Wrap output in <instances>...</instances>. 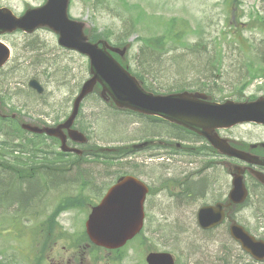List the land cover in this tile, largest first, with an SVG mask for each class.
<instances>
[{"label": "rangeland", "instance_id": "obj_1", "mask_svg": "<svg viewBox=\"0 0 264 264\" xmlns=\"http://www.w3.org/2000/svg\"><path fill=\"white\" fill-rule=\"evenodd\" d=\"M43 2L0 0V6L20 15L26 7ZM69 14L84 20L91 34L96 29L113 44L130 41V69L154 91L200 89L218 99L264 94L262 75L255 76L248 87L243 85L249 77L245 63L264 64V30L248 28L245 23L249 18H264V0H71ZM171 18L187 23L184 37L175 43L165 36L162 50L146 47L142 38L164 34V22ZM0 40L11 49L8 62L0 68L3 106L23 115L25 121L56 124L66 118L89 76L87 56L60 45L56 33L45 27L32 33L18 29L0 35ZM31 78L42 86L41 92L28 84ZM75 126L88 136L86 148L122 147L148 137L188 141L161 121L117 111L97 93L82 101ZM237 131L256 137L264 134L261 126H242ZM11 138L0 133V142ZM32 139L34 144L24 140L23 153H6L3 157L9 162L0 156V264H57L60 256H73L77 247L72 240L84 230L90 210L86 203L98 201L123 173L138 176L150 187L143 230L119 252L83 247V264H146V247L169 251L177 264H264L240 248L225 223L207 230L198 226L192 206L200 201L190 200V175H195L192 181L196 184L209 186L205 197L202 193L206 201L219 195L220 186L230 187L229 174L219 165L205 168L203 156L155 145L123 155H115L124 151L116 147L114 153L86 154L78 159L64 154L59 141ZM18 156L23 163L12 161ZM9 163L16 170L20 166L24 174L28 173L26 166H35V172L19 183L24 191L12 190L5 198L2 192L12 178L10 168L5 167ZM69 197L87 200L78 205L72 201L62 209L63 202L70 203ZM261 199L258 216L264 223ZM255 202L253 190L245 207ZM244 211L249 216L250 211ZM255 233L264 238V224ZM44 241L47 247L43 248Z\"/></svg>", "mask_w": 264, "mask_h": 264}, {"label": "water", "instance_id": "obj_2", "mask_svg": "<svg viewBox=\"0 0 264 264\" xmlns=\"http://www.w3.org/2000/svg\"><path fill=\"white\" fill-rule=\"evenodd\" d=\"M69 0H45L37 7H28L19 16L6 6L0 7V34L21 29L32 32L38 27H47L57 34L60 45L75 49L89 59L90 76L82 83L72 104L67 118L56 125L39 126L23 122L22 127L37 133H46L60 139V149L82 154L83 150L71 147L67 137L78 143H86L84 133L72 127L80 102L93 90L102 99L118 108L129 109L146 115L158 116L169 122L181 125L200 135L218 148H224L217 139L215 129L230 127L242 122H255L264 125V95L254 100L235 101L226 99L222 102L211 100V96L202 92L187 90L166 94L146 90L138 78L130 73L111 52L124 57L130 43L113 46L105 39L91 41L85 32L89 25L84 20L69 17ZM10 57V48L0 40V67ZM29 84L38 92L41 85L32 79ZM152 143L142 141L132 146L139 148ZM178 147V144H173ZM232 175V188L228 194L226 206L240 203L245 197L244 181L241 171L229 167ZM258 180L264 183V175L255 172ZM147 186L132 175L117 179L104 194L101 201L91 208L85 221V232L91 242L106 249L123 246L140 231L143 219V202ZM225 204L204 206L199 209L198 223L203 228L211 227L223 219ZM231 235L242 247L255 258L264 259V240H256L241 225L232 223ZM147 264H174L172 255L166 251H150L146 255Z\"/></svg>", "mask_w": 264, "mask_h": 264}, {"label": "flooded vegetation", "instance_id": "obj_3", "mask_svg": "<svg viewBox=\"0 0 264 264\" xmlns=\"http://www.w3.org/2000/svg\"><path fill=\"white\" fill-rule=\"evenodd\" d=\"M1 98V97H0ZM13 114V115H12ZM4 120H11V121H18L17 114L15 112H12L9 117L6 113L5 117H0ZM42 123V122H39ZM256 124L253 123H243L239 125H235L230 128H224V129H218V136L221 138H226L231 146L238 150L239 153H245L246 155L250 156L252 158V163L249 161H246L244 159H241L240 156L237 155H230L228 152H220L217 151L214 147H212L209 142L198 135H195L190 132V141H187L190 143V153L193 155L203 156L205 159L203 161H206L203 166L205 168H208L209 166L213 165H219L224 169V163L226 161H229L231 163H234L236 165H239L240 167L244 168V181H245V187L247 190V196L245 202L235 207L230 212V217L227 215V210L225 211L226 214V221L224 222L226 226L229 223L230 219H233L237 221L239 224L243 225L245 229L253 234L254 236L258 238L261 237V234H256L255 232L258 229L259 224H264L262 220L259 219L258 214L259 211L262 210V207L260 206V202L262 201L261 197L264 198V184L255 179L249 171V167L262 171L264 173V163H257L256 161L264 162V134L263 137L254 136L250 134H244V132L237 131V129L242 128V126H254ZM236 129V130H235ZM235 132H238V134H235ZM169 142H166L165 145H168ZM165 147V146H164ZM169 148V147H167ZM256 159V160H254ZM225 170V169H224ZM195 177V175H190V200H196L200 201L195 206H192L193 210H195V215L197 214L198 210L206 205H215L218 203V201H224L227 198V194L229 189H226V187L220 186V191L218 196H214L211 198V200L206 201L205 200V194L208 192L209 186L204 185L203 183H197L192 181ZM254 190V196L256 198V202L254 206L251 207H245V205L249 202V200L252 197V192ZM257 191V192H256ZM204 197H203V194ZM258 194L260 196H258ZM242 210H249L247 212L249 216H244ZM241 213V215H239ZM256 223V227L253 229L251 227V224ZM79 255L73 254L71 257H64L60 256L58 260L56 261L57 264H81V258H78L81 256L82 252L78 251ZM78 258V260H77ZM252 258V257H251ZM254 261H257L255 258H252ZM259 262V261H257ZM264 262V261H261Z\"/></svg>", "mask_w": 264, "mask_h": 264}, {"label": "trees", "instance_id": "obj_4", "mask_svg": "<svg viewBox=\"0 0 264 264\" xmlns=\"http://www.w3.org/2000/svg\"><path fill=\"white\" fill-rule=\"evenodd\" d=\"M140 17H141V14H139V18ZM176 18H178V17H176ZM176 18H171V19H169V21H165L164 22V24H165V29H164L165 33L164 34L157 35V36H152V37L142 38V40L144 42V45L146 47L151 48V49H161L162 50V49H165V47H166L165 46L166 42L164 40L165 36L170 38V40H172L175 43H177V41H180L184 37V35L187 33V29L189 28V26L187 25V23L185 21L182 22L181 19H176ZM245 23L248 25V28H253L254 27V28H258L260 30H262V29L264 30V18L263 17H261V18H249V20L246 21ZM233 27L235 28V26H233ZM100 37L107 38V36H104V34H100V33H98L96 31V29H93L92 34L90 35L91 40H96V39H98ZM245 64L247 66L246 69H247L249 78L244 80L243 85L248 84L257 75L264 76V64L263 63H258V65L255 66L253 61H249V62H246ZM137 75L140 76L139 74H137ZM0 129H2L1 126H0ZM34 137L42 138V140L45 139V136H40V135H38V136L34 135ZM28 140H30V139H28ZM21 144H24V140L22 138L19 140V143L17 145L16 144H13V145L9 144L8 145L9 147H7L9 149L8 151H4L3 149L5 147H3V149H0V152H4V154L9 153L11 155L13 153V151L18 150L19 153H23V151H25V148H22ZM28 152H30L29 149H28ZM122 153H124V152H122ZM122 153H120V154H122ZM127 153H128V151L125 152L124 154H127ZM98 155H105V154L104 153H98ZM0 156H2V158H1L2 161L9 162L5 157H3L4 156L3 154H0ZM15 160H17L18 163H23L21 156H18V158H15ZM11 163L5 165V167H9L10 168L9 174H10V176L12 178L7 183V187L5 188V190L2 192L4 197L7 194L9 195V192L12 191V190L14 192H17L16 189H18L20 191H24L21 188V186L19 185V183L25 180L24 177H27V176H31L32 177L34 172H35V166H26L27 170H28V173L24 174V173H22L23 171H21L19 169L20 166L18 167V170H16L17 168H14L13 167L14 165L11 164ZM43 163H45V162H43ZM22 165L25 166L24 164H22ZM24 193L25 192H22V195H24ZM79 198L80 197H76L75 199L72 198L73 199L72 200L69 197L70 203L63 202V205H61L62 209H63V206L66 207V208L68 206H71V203L73 204V202H74L73 205H78V203L80 204V202H81V204H82L85 200H87L86 198H83V199L79 200ZM66 200H68L67 197H66ZM58 207H60V206H58ZM50 218L51 219L49 220V224L52 223V217H50ZM85 242L86 243L88 242L90 244V246H89L90 248H92V247L96 248L97 247L94 244L90 243V241L88 240V237H87V235H86L84 230H82L79 234H77L74 237V240H72V243H74V246H81ZM44 247H47L46 241H44L43 248ZM101 250H102V248H101ZM119 251H120V249L118 250V252ZM42 257L44 258V256H42ZM42 257H41V259H42Z\"/></svg>", "mask_w": 264, "mask_h": 264}]
</instances>
